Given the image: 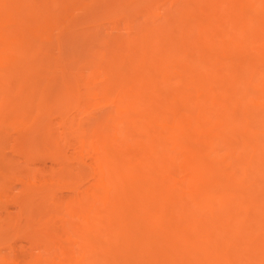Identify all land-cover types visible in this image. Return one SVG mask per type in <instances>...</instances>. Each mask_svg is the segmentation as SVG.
Segmentation results:
<instances>
[{"label": "bare ground", "instance_id": "1", "mask_svg": "<svg viewBox=\"0 0 264 264\" xmlns=\"http://www.w3.org/2000/svg\"><path fill=\"white\" fill-rule=\"evenodd\" d=\"M87 1L0 0V132L34 107L20 136L78 170L12 210L0 155V264H264V0ZM98 3L53 58L68 8Z\"/></svg>", "mask_w": 264, "mask_h": 264}, {"label": "rangeland", "instance_id": "2", "mask_svg": "<svg viewBox=\"0 0 264 264\" xmlns=\"http://www.w3.org/2000/svg\"><path fill=\"white\" fill-rule=\"evenodd\" d=\"M89 1L90 0H88L86 3H89ZM82 7L83 6L75 8L70 6L66 16L62 19L61 27L63 26L64 30L61 33L69 35L66 39V42L62 43L63 38L61 40V38L58 37L59 30L54 32V38L51 47V54L53 58L59 56L62 49H70L71 47L75 46L77 43L71 41V39H79L80 37L84 36L85 32L91 29L94 24H92L89 15H98L102 10V6L99 3L93 4L84 9ZM47 82L48 81L43 78V80L39 81V84L45 85ZM59 92L62 94V96H55V98H58L56 100L54 99L57 104L53 103L52 107L46 111L45 120L47 124H50L53 131L58 129L59 132H61L63 130L59 123L61 115L58 108L55 107L56 105L59 107L60 105L58 104L62 102L60 98L63 97V91ZM62 111L64 117L68 118V121H72L76 115V112L69 107H64ZM35 114L36 109L34 107L30 108L28 114L22 119L23 122L21 125L13 126L7 123V125L4 126L0 132V155L5 156L13 162L14 174L10 175L5 180L3 187V198L12 207V210H16L17 207L16 204L13 203L14 198L16 196L25 195L28 190L30 191V189L35 188L34 190H36L44 188V186L47 184H52L53 180L57 179L58 177L61 178L60 175L71 176L72 178L75 177L78 179L76 160L74 159L72 146L69 144V142H61V146L64 145L63 149L67 160L66 162L68 164H66L65 168L63 169L61 165L53 163L48 158V143L50 141L47 142V140L42 135L39 133L36 134L37 132L35 133L36 135L34 134L24 137L20 136V133H23L24 129L31 126ZM24 152H32L35 157L29 160L27 156H25ZM83 166L87 168V170L90 169L89 164H84ZM26 172L34 175L32 176L33 179H31V181L28 180V178L22 179L20 177V174H25ZM51 175L53 178L51 177V179H48V177ZM87 183L88 182L86 181V184ZM58 188V193L63 192L62 194L70 195V191L68 189L60 187Z\"/></svg>", "mask_w": 264, "mask_h": 264}]
</instances>
